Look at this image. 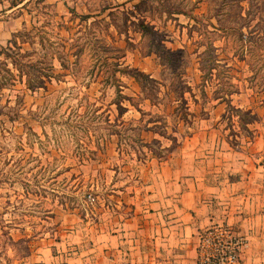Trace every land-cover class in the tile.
<instances>
[{"label": "rangeland", "instance_id": "374dc122", "mask_svg": "<svg viewBox=\"0 0 264 264\" xmlns=\"http://www.w3.org/2000/svg\"><path fill=\"white\" fill-rule=\"evenodd\" d=\"M12 3L0 0V46L16 31L40 29L44 48L37 36L22 46L35 50V58L46 54L59 76L45 90L20 83L0 90V264H52L50 251H62L69 235L75 241L90 232L85 222L100 201L111 205L106 194L134 185L148 156L166 155L190 132L170 92L175 75L191 87L184 93L191 123L219 122L233 142L248 135L243 123L253 117L247 107L264 125V0ZM141 23L152 25L149 33ZM158 49L172 51L169 60L159 61ZM117 63L162 82L154 95L158 104L144 100L128 76L115 73L123 98L103 85ZM207 63L221 67L201 86L200 67ZM226 81L238 89L231 105L240 112L230 119L231 109L213 93Z\"/></svg>", "mask_w": 264, "mask_h": 264}, {"label": "crops", "instance_id": "0c3cea01", "mask_svg": "<svg viewBox=\"0 0 264 264\" xmlns=\"http://www.w3.org/2000/svg\"><path fill=\"white\" fill-rule=\"evenodd\" d=\"M258 121L246 124L248 135L239 142L219 122L186 125L190 132L172 150L144 160L134 185L106 194L113 202L100 201L86 217L90 232L75 241L69 235L49 261L197 264L200 234L226 225L246 239L241 264H264V125Z\"/></svg>", "mask_w": 264, "mask_h": 264}, {"label": "trees", "instance_id": "16d2710c", "mask_svg": "<svg viewBox=\"0 0 264 264\" xmlns=\"http://www.w3.org/2000/svg\"><path fill=\"white\" fill-rule=\"evenodd\" d=\"M12 1L13 3L11 7H15L19 5L20 3H22L23 0H18V1L12 0ZM39 1H43V0H39ZM80 18L81 19L89 18V16L80 15ZM151 28H152V25L141 23V29L143 30V32L149 33ZM34 30L35 31H32V29L27 30V31H16L12 33L11 38L6 41V46L4 47L0 46V56H1V59H0V65H1L0 90H2L3 88L9 85L13 86L15 83L22 84L24 88H26L29 91H36L41 88L45 90L46 83L51 82L53 79L59 76L58 74L56 75L54 73V70H53L54 68H53L51 61L45 58L46 54H44L42 57L35 58L34 57V55L36 54L35 50L33 49L28 50L22 46V44L25 42H29V44H32L35 40V36H37L36 37V40L38 39L37 43L40 44L42 48L45 47L46 37L44 33H41L40 29H34ZM76 46L77 48L74 51L75 60L73 61L75 63H77V60L79 59V54H80V51L83 45L79 44ZM171 53L172 51H170L169 49H165L163 52H161L160 49L156 51V55L159 61L161 62L165 60V58L169 60L168 58ZM59 58L61 59V61L63 60L62 56H59ZM106 59L107 57L103 58V63H107ZM208 60L210 61L212 60L213 62L218 61L216 56L211 55L210 53H208ZM64 62H61L62 66L64 68H68V65H65ZM113 66H115V68L111 70L109 75L105 76L104 80L100 81V82H103V85L108 83V85L113 86L115 88L116 94L123 98V96L121 95L123 84H121V81L119 78L115 77V73L128 76L132 78L138 84L140 88V92L143 94L144 100L149 99L150 104L152 105L158 104V102L154 98L155 97L154 95L160 92V87L161 85H163L162 82L151 77L150 74L144 73L135 67H129L127 65L121 66L119 65V63L115 65L113 64ZM218 67H221L218 63L217 64L207 63L205 65L202 64V66L200 67V70L201 71L204 70V74L201 76V79H202L201 86H205V83L208 77L213 75L212 72L214 69L219 70ZM177 76L178 75H175V78L172 77V81H171L172 83L170 85V92L174 94L175 100H178L179 102H181V105H178L179 107L176 109V113L179 116V119L184 124L188 125V124H191V119L190 118L188 119V116L192 117L193 115L192 113H190V111H188V103L186 101V98L184 97V93L187 91L190 92L191 87L186 85V83H184L183 80H181ZM229 77H231V75ZM224 83H227V81ZM201 92H203L204 94V97H205L204 99H207L206 92L204 91L203 87L201 89ZM237 92H238V89L236 85H233V83H227L225 89H222L221 91L215 90L213 92L215 94V99H219V102L224 101L226 103V106L231 109V112H228V113H231L228 119L234 116V114H232L233 111L236 113L240 112V108H234L233 105H231V95ZM117 107L120 110H125L124 108L121 107L120 103L117 104ZM139 111L141 115H143V112L140 109ZM223 114H222V117H224ZM245 114L252 115L253 117L252 121L257 120V114L252 113L251 109H246ZM248 123H251V122L245 120L243 124L246 125Z\"/></svg>", "mask_w": 264, "mask_h": 264}, {"label": "built area", "instance_id": "2783aa9c", "mask_svg": "<svg viewBox=\"0 0 264 264\" xmlns=\"http://www.w3.org/2000/svg\"><path fill=\"white\" fill-rule=\"evenodd\" d=\"M89 201L94 196L88 195ZM245 239L226 225L205 229L197 244V264H241Z\"/></svg>", "mask_w": 264, "mask_h": 264}]
</instances>
